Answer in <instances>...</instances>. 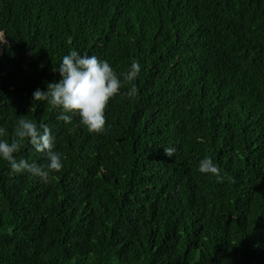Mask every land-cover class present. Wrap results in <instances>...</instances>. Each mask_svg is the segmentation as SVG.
Returning a JSON list of instances; mask_svg holds the SVG:
<instances>
[{"label":"trees","instance_id":"16d2710c","mask_svg":"<svg viewBox=\"0 0 264 264\" xmlns=\"http://www.w3.org/2000/svg\"><path fill=\"white\" fill-rule=\"evenodd\" d=\"M1 28L0 125L47 124L64 167L0 160V264H264V0H200L191 19L172 0H0ZM72 49L141 64L102 131L32 95ZM16 155L47 163L27 140Z\"/></svg>","mask_w":264,"mask_h":264},{"label":"clouds","instance_id":"9594fccd","mask_svg":"<svg viewBox=\"0 0 264 264\" xmlns=\"http://www.w3.org/2000/svg\"><path fill=\"white\" fill-rule=\"evenodd\" d=\"M172 1L178 4L187 3L191 19L194 7L200 0ZM207 1L210 3V0ZM6 41V30H0V47ZM53 71L59 73V79L47 82L46 89H35L33 97L48 100L59 110L58 119L65 123H70L73 115H78L80 125L86 126L90 132H99L106 124L105 108L110 98L121 93L125 82H133L138 78L141 64L133 59L127 70L117 72L107 59L72 49L62 57ZM135 93L136 88L133 85L123 94L131 97ZM8 136V128L0 125V160L7 161L14 173L28 172L48 180L53 172H59L64 167V154L56 150V137L47 124L22 116L17 120L10 139ZM25 140L37 151L45 154V165L29 162L25 158L17 159L16 154ZM164 151L171 156L175 148L164 146ZM198 168L202 173L215 175L218 181L223 180L221 170L211 156L202 158Z\"/></svg>","mask_w":264,"mask_h":264},{"label":"rangeland","instance_id":"374dc122","mask_svg":"<svg viewBox=\"0 0 264 264\" xmlns=\"http://www.w3.org/2000/svg\"><path fill=\"white\" fill-rule=\"evenodd\" d=\"M0 30H3V31H5V29H4V28H2V29H0Z\"/></svg>","mask_w":264,"mask_h":264}]
</instances>
